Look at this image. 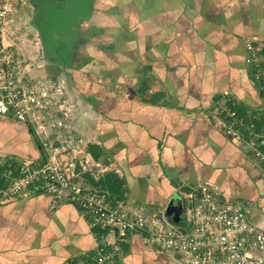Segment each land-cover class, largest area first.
<instances>
[{"label":"crops","instance_id":"obj_1","mask_svg":"<svg viewBox=\"0 0 264 264\" xmlns=\"http://www.w3.org/2000/svg\"><path fill=\"white\" fill-rule=\"evenodd\" d=\"M89 1L93 8L69 46L68 62L53 60L42 41V74L28 71L64 83L71 132L82 138L80 157L92 167L86 171L94 178L116 172L126 198L118 206L151 214L172 197L184 210L185 196L208 185L250 208L264 229V172L220 126L228 99L247 119L264 112L245 47L249 41L264 47V0ZM88 144L100 147L102 161L91 157ZM39 146L33 124L0 115V178L8 182V165L38 160ZM83 172L77 163L74 178L80 181ZM5 190L0 187V264H63L93 254L96 227L77 205ZM112 264L180 263L134 234Z\"/></svg>","mask_w":264,"mask_h":264},{"label":"built area","instance_id":"obj_2","mask_svg":"<svg viewBox=\"0 0 264 264\" xmlns=\"http://www.w3.org/2000/svg\"><path fill=\"white\" fill-rule=\"evenodd\" d=\"M26 3V0H0V115L33 124L41 155L35 162L8 165L5 194L11 197L27 191L48 194L58 201L77 205L89 217L91 227L104 230L94 233L92 255L63 264H112L122 256L124 244L134 234L168 252L180 264H264V229L252 220L250 208L224 200L208 185H201L198 191L185 196L183 219L178 222L165 216V208L151 214L113 207L81 186L74 178L77 163L86 171L87 160L75 161L81 152V140L64 138L52 143L47 136L42 137V133L48 135L50 130L52 133L55 129L69 130L64 125L67 116L64 83L30 76L28 71L23 74L13 60L11 46L6 44V38L15 35L16 13ZM245 47L246 63L264 91L261 64L264 47L251 41ZM234 106V100L228 99L222 108L221 130L251 150L259 162H264V112L261 132H257L253 121L237 116ZM52 108L59 109V113H51Z\"/></svg>","mask_w":264,"mask_h":264},{"label":"rangeland","instance_id":"obj_3","mask_svg":"<svg viewBox=\"0 0 264 264\" xmlns=\"http://www.w3.org/2000/svg\"><path fill=\"white\" fill-rule=\"evenodd\" d=\"M26 2L22 11H19V14H17L15 35L8 36L6 38V44L11 46L13 60L23 74H26V70L34 74H42V59L44 57L42 41L49 56L51 55L53 60L67 63L69 60V46H73L71 42H74L77 40L78 36H81L79 29V27H81L80 24L89 16L93 4L89 0H26ZM68 96L69 93L66 91V96L64 94V97L65 106L67 107V116L64 119V125H66L69 130L61 131L58 129V131L55 129L53 133L50 130L48 135L42 133V137L47 136L52 143L63 140L64 138L82 140V138L77 137L73 131L71 132V130H73L72 114L70 113L71 106H69L68 103L72 102V100L70 98V102H68ZM62 105H64V101ZM52 109L51 113H59V109ZM222 118L223 116L221 115V120ZM60 134L66 136L59 137ZM81 145L82 142L79 143V146ZM249 152L251 153L252 151L250 150ZM80 155L81 154H78L77 157L79 156V160L83 161ZM254 161L264 172V162ZM90 165V163H87L84 168L89 170L92 168ZM98 166L100 167L102 165ZM80 178L83 179L82 176H80ZM81 179L80 181L77 179V181L80 182L82 187L89 190L90 185L87 183L85 185L84 181ZM3 192L5 194L7 190ZM257 214L256 212V216ZM256 216H254V219ZM257 218L258 216L256 219ZM156 250L160 251L159 249ZM163 253L168 254L166 251H163Z\"/></svg>","mask_w":264,"mask_h":264},{"label":"trees","instance_id":"obj_4","mask_svg":"<svg viewBox=\"0 0 264 264\" xmlns=\"http://www.w3.org/2000/svg\"><path fill=\"white\" fill-rule=\"evenodd\" d=\"M257 85L259 86V83L256 81ZM140 91L143 92V89L140 88ZM261 93L264 95V91L260 90ZM160 94H154L152 97L156 98ZM234 109L236 110L237 116L242 117L245 121H253L256 131L261 132L263 120L261 117L253 116L249 119H247L239 109V106L235 104ZM41 146V145H40ZM39 146V148H40ZM41 149V148H40ZM41 151V150H40ZM87 151L91 155V157L95 161H102L103 158V152L101 151L100 147L96 144H88ZM252 153V154H251ZM250 155L252 159L258 161L257 158L254 157L253 152H251ZM105 162V160H103ZM255 162V161H254ZM4 170L3 167H0V173ZM83 178L90 184V189L88 192L95 194L96 196L102 198L105 202H107L109 205L115 207L120 204L119 202L125 201V195H124V182L121 177L118 176V174L114 171H104L98 176V178H94L91 175V172L85 171L82 173ZM9 182L5 183L4 178H0V187L7 188ZM96 232H102L104 230H101L100 228H94Z\"/></svg>","mask_w":264,"mask_h":264},{"label":"water","instance_id":"obj_5","mask_svg":"<svg viewBox=\"0 0 264 264\" xmlns=\"http://www.w3.org/2000/svg\"><path fill=\"white\" fill-rule=\"evenodd\" d=\"M183 213L179 199L172 197L165 208V216L169 217V220L173 222H178L183 218Z\"/></svg>","mask_w":264,"mask_h":264}]
</instances>
